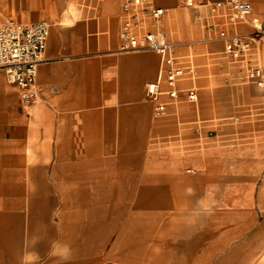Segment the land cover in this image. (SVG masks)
I'll use <instances>...</instances> for the list:
<instances>
[{"label": "crops", "instance_id": "crops-1", "mask_svg": "<svg viewBox=\"0 0 264 264\" xmlns=\"http://www.w3.org/2000/svg\"><path fill=\"white\" fill-rule=\"evenodd\" d=\"M102 1L78 0L86 20L99 18ZM195 1L154 0L173 41L191 38L180 33L185 11L205 31L213 26L223 55L224 35L250 31L215 8L221 0ZM258 14L264 19L254 6ZM119 15L123 25L124 5L112 14L102 8L101 17ZM119 40L115 52L65 55L79 49L53 29L31 106L0 70V264H264V107L254 110L263 116L254 137L217 131L214 116L247 113L233 105L232 89L216 92L237 83L227 72L204 80L202 120L197 77L179 80V105L163 101L169 112L156 120L146 86L158 78L159 59L153 51L121 52L120 33ZM193 85L195 102L187 94ZM168 91L165 81L149 100L162 92L173 100Z\"/></svg>", "mask_w": 264, "mask_h": 264}, {"label": "built area", "instance_id": "built-area-1", "mask_svg": "<svg viewBox=\"0 0 264 264\" xmlns=\"http://www.w3.org/2000/svg\"><path fill=\"white\" fill-rule=\"evenodd\" d=\"M94 2L98 0H92ZM186 3L190 4L188 0ZM216 9H227L232 21L245 24L249 32L224 35V53L233 61L241 63L240 72L247 79L264 87V68L261 51L264 46V19L252 17L254 6L250 0H221L214 4ZM126 17L120 30L121 52L153 51L161 57L160 75L155 82L146 86L147 97L155 99L160 95L163 82H167L170 98H177L180 91L177 83L183 78L194 81L198 75L197 66L190 59L183 61L176 51V45L160 30L147 28L149 21L160 22L165 9L154 0H124ZM213 27L212 25H210ZM50 24L46 21L18 22L13 19L0 20V70L8 82L19 89L24 106H31L37 99L35 88L38 66L44 60ZM191 101L197 100L196 85L188 92ZM167 105L160 103L156 114L166 112Z\"/></svg>", "mask_w": 264, "mask_h": 264}, {"label": "rangeland", "instance_id": "rangeland-1", "mask_svg": "<svg viewBox=\"0 0 264 264\" xmlns=\"http://www.w3.org/2000/svg\"><path fill=\"white\" fill-rule=\"evenodd\" d=\"M188 1L192 2V6L196 5L195 0ZM104 2L105 0H103L100 5L99 18H97V20H86L84 17V8L81 6V3H78V0H65L64 5H58V3L54 0H39L36 2V4H33L31 0H2L0 1V19L11 18L13 20L22 22L47 21L50 24L49 39L52 35L53 29H56L61 35L63 44L65 43L69 47H71L72 45V47H76L79 49L76 53L71 50L65 55H83V53L85 52L98 54L104 50L115 52L113 50L116 46L115 43L117 42L118 48L120 45L119 33L122 27V20L120 15L116 18L101 17ZM182 2L187 5L184 0H182ZM122 5H124L123 0ZM254 6L255 10L259 12L257 3L254 4ZM201 23L202 22H200V26L202 27L203 31L201 37L202 39H194V41L181 43L179 41H173L167 36L171 42L177 44H175L176 50L177 53L182 56V58H184L182 60H188L190 58V55L188 54H191V57L197 66L198 75L196 82L199 87V108L201 111V120L202 118H204L203 112L207 107H209L208 103L203 99V94L208 92L209 90L207 84L204 83V80H206L208 76L230 72V74L227 73V75H232L233 77H235L237 83L229 82L227 84H223L220 89L215 86L216 92L222 93L223 95V93L225 92V87L232 89L234 96L233 105L236 107H244L245 109H247L246 112L248 114L246 113V116L244 114L216 115L213 117V119H217L216 121H219L216 122L217 125L214 128L217 127V131L220 128H224V130L227 129L231 133H236L237 135L242 133H249L254 137L255 135L261 133L259 132L261 131V129L259 130V127L255 125V122H257L258 119L260 120L263 116L254 113V110L264 107V87L258 89L256 87L257 85L255 81L247 79L245 73L238 71V67H236L235 64H233L228 58H223L226 56L223 55V46L219 44L220 42L218 40L214 39L218 35H214V33L209 32L213 27H208L207 32L204 29L203 23ZM148 28L154 29L152 28V26ZM221 35L223 34H220L219 36ZM78 44H81V47H79ZM155 55L159 59L160 67V56L157 53H155ZM56 56L61 57L55 54L54 57ZM44 57L48 58V54H46ZM261 59L264 63V46L262 47L261 51ZM224 68H227L225 72ZM252 84L262 92L260 98L252 94V91L250 89ZM185 93L186 92H184L183 94ZM160 103H163V101L158 100L154 105V118L156 117L159 119L166 117L167 113L169 112L168 107V110L163 116L157 115L156 107ZM227 106V104H215L211 108L213 110L217 109L216 111L220 109L225 112L224 107ZM247 122L249 126H246ZM214 133H216V130Z\"/></svg>", "mask_w": 264, "mask_h": 264}, {"label": "bare ground", "instance_id": "bare-ground-1", "mask_svg": "<svg viewBox=\"0 0 264 264\" xmlns=\"http://www.w3.org/2000/svg\"><path fill=\"white\" fill-rule=\"evenodd\" d=\"M123 4H124V0H123ZM58 5H64V2L61 0V1H58ZM122 0H106L105 3H104V7H103V11L104 13L106 14H112V13H117L121 10V7H122ZM258 9H259V13H262L264 14V3L263 2H260L258 4ZM220 13L223 15V18L225 19V22H227L226 18H227V13L225 10H222L220 11ZM179 28H180V33H181V37L184 39L185 38V34H188V37H191L189 38V41H194V39H202V27L200 26V23L199 22H191V18L189 16V14L185 11L184 15L181 16L179 15ZM259 19H261V16H259V14L257 16H255ZM165 20V18H164ZM164 20L162 19V21L160 22H156V23H153L152 24V27H158V28H161L163 29L166 34L168 35V37L172 40L170 34L163 28V22ZM194 29L197 30V33L195 35H193L194 33ZM193 35V36H191ZM193 37V38H192ZM186 41V40H184ZM263 68H264V63H263ZM160 70H159V73L158 75H160ZM180 84L182 85L183 88H185L188 84V81L187 80H182L180 82ZM165 89V88H164ZM165 92V91H164ZM162 92V95L159 97V100H162L164 102H166L167 104H169L170 106H173V107H177L179 105V101L177 99H173V100H170L166 97V94ZM146 101L150 102L151 103V108H152V111H153V106L155 105V100H149V99H146ZM236 140H238L236 137H233V139L229 142H231L232 144H235ZM254 168V166H253ZM221 198V197H220ZM262 198V203H264V195L261 196ZM219 201H221L219 198L216 199V202L219 203ZM215 202V203H216ZM264 205V204H263Z\"/></svg>", "mask_w": 264, "mask_h": 264}]
</instances>
